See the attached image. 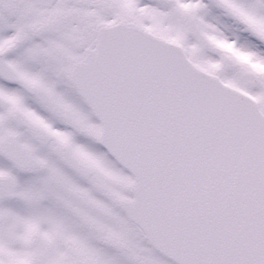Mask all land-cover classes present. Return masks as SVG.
I'll use <instances>...</instances> for the list:
<instances>
[{"label": "snow or ice", "instance_id": "snow-or-ice-1", "mask_svg": "<svg viewBox=\"0 0 264 264\" xmlns=\"http://www.w3.org/2000/svg\"><path fill=\"white\" fill-rule=\"evenodd\" d=\"M0 264H264V0H0Z\"/></svg>", "mask_w": 264, "mask_h": 264}, {"label": "rangeland", "instance_id": "rangeland-1", "mask_svg": "<svg viewBox=\"0 0 264 264\" xmlns=\"http://www.w3.org/2000/svg\"><path fill=\"white\" fill-rule=\"evenodd\" d=\"M211 12H212V15H213V16H220L221 19H222L223 21H225V22H227V23H229V24L232 23L231 21L226 20V19H224L221 15H219L218 12L216 11V9H214L213 7H212V9H211ZM245 35H246V34H245ZM96 148L100 149L98 146H97ZM100 150H101V149H100ZM101 151H102V150H101Z\"/></svg>", "mask_w": 264, "mask_h": 264}, {"label": "flooded vegetation", "instance_id": "flooded-vegetation-1", "mask_svg": "<svg viewBox=\"0 0 264 264\" xmlns=\"http://www.w3.org/2000/svg\"><path fill=\"white\" fill-rule=\"evenodd\" d=\"M80 137H81V135H77V140H78V142H80ZM82 138V137H81ZM25 176H27L28 178H29V174H21V177H25ZM27 178V179H28Z\"/></svg>", "mask_w": 264, "mask_h": 264}]
</instances>
